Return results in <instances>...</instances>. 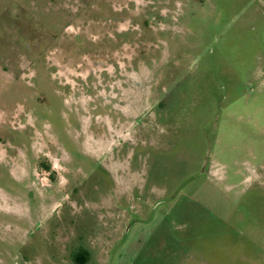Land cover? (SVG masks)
I'll return each mask as SVG.
<instances>
[{"label":"rangeland","instance_id":"rangeland-1","mask_svg":"<svg viewBox=\"0 0 264 264\" xmlns=\"http://www.w3.org/2000/svg\"><path fill=\"white\" fill-rule=\"evenodd\" d=\"M0 264H264V0H0Z\"/></svg>","mask_w":264,"mask_h":264}]
</instances>
